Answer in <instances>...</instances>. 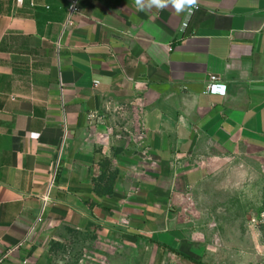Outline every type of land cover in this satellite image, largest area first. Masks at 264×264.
Returning a JSON list of instances; mask_svg holds the SVG:
<instances>
[{
  "label": "crops",
  "instance_id": "crops-1",
  "mask_svg": "<svg viewBox=\"0 0 264 264\" xmlns=\"http://www.w3.org/2000/svg\"><path fill=\"white\" fill-rule=\"evenodd\" d=\"M68 2L0 0V259L24 242L1 264H51L53 241L69 246V228L96 226L95 255L111 258L119 238L181 251L176 230L144 233L152 191L123 177L137 167L178 178L192 155L264 151V0H197L191 15L170 0H81L65 27ZM211 76L225 96L206 92ZM113 113L137 133L121 148L102 132ZM132 143L137 162L123 156ZM106 158L121 178L99 199L92 179Z\"/></svg>",
  "mask_w": 264,
  "mask_h": 264
},
{
  "label": "rangeland",
  "instance_id": "rangeland-1",
  "mask_svg": "<svg viewBox=\"0 0 264 264\" xmlns=\"http://www.w3.org/2000/svg\"><path fill=\"white\" fill-rule=\"evenodd\" d=\"M130 121L127 116L113 113L106 128L102 129L103 135L121 148L117 141L124 142L137 135L135 129L126 127ZM124 147L123 156L129 161L140 160L138 156L131 159L132 153L139 154L136 143ZM179 163L185 173L178 178L151 176L144 179L138 175L136 166L132 175L123 177L127 178L130 188L142 185L152 191V206L147 212L153 215V219L146 223L144 233L149 230L158 233L178 231L182 236V253L202 264H264V151L243 148L236 155L220 159L192 155ZM159 185L166 188L165 193L158 188ZM132 228L131 232L142 239L141 225L136 223ZM84 239L81 236L80 240L71 242L69 253L57 251L50 263L195 264L167 251L160 260L153 238L139 240L136 247L125 245L119 238L111 258L105 251L96 255L90 253L92 242ZM84 249L88 252L84 253Z\"/></svg>",
  "mask_w": 264,
  "mask_h": 264
},
{
  "label": "trees",
  "instance_id": "trees-1",
  "mask_svg": "<svg viewBox=\"0 0 264 264\" xmlns=\"http://www.w3.org/2000/svg\"><path fill=\"white\" fill-rule=\"evenodd\" d=\"M99 166H100L101 174L99 175L98 178L92 179L93 193L99 199L111 198L114 196L115 185L119 181V179L121 178V172L119 169H116L113 167L110 159H108V158L100 161ZM88 204L91 207L97 205V204L93 203L91 200L88 201ZM98 228H99V226H96V228H94L93 231H87L84 234L79 233L78 231L73 230L71 228H69L68 231L71 233V235L75 239H78L79 237L82 236L86 240L95 241V240H97V237H98L97 233H96ZM154 242H155V244L158 245L159 259L162 260L163 254H165V252H166L165 249L167 246H166V244H163V242H161V241L154 240ZM72 243H73V241H72ZM167 249L169 252H171L175 255H178L180 257H183L189 261H192L195 264H202V262H200L199 260L198 261L194 260V258L189 256L188 254L182 253L181 251H179V247L174 248V247L169 246V247H167ZM57 251H60L63 254L69 253L70 246H67L63 243L53 241L51 243L50 252L56 253Z\"/></svg>",
  "mask_w": 264,
  "mask_h": 264
},
{
  "label": "built area",
  "instance_id": "built-area-1",
  "mask_svg": "<svg viewBox=\"0 0 264 264\" xmlns=\"http://www.w3.org/2000/svg\"><path fill=\"white\" fill-rule=\"evenodd\" d=\"M80 1L81 0H69L68 2V15L65 23V27L74 24V18L81 13L80 8ZM32 6H35V3H31ZM49 9V6L46 7ZM198 6L193 7L192 9L188 10V14L191 15L195 10H198ZM186 26V24H184ZM206 92L210 95H218V96H225L227 92V87L225 84L219 82V78L217 76H211L210 82L207 86ZM46 203V202H45ZM24 242H21L16 247L10 249L3 258L0 259V264L3 260L7 259L9 256L17 252L20 248H22Z\"/></svg>",
  "mask_w": 264,
  "mask_h": 264
},
{
  "label": "clouds",
  "instance_id": "clouds-1",
  "mask_svg": "<svg viewBox=\"0 0 264 264\" xmlns=\"http://www.w3.org/2000/svg\"><path fill=\"white\" fill-rule=\"evenodd\" d=\"M170 2L176 6L178 11L184 6V4H187L189 6H195L197 4V0H190V2H187V0H185V2L183 3H180V0H170ZM150 3L163 7L167 3H169V0H150ZM178 3H180L179 7L177 6ZM136 4L138 6H142L143 0H136Z\"/></svg>",
  "mask_w": 264,
  "mask_h": 264
},
{
  "label": "snow or ice",
  "instance_id": "snow-or-ice-1",
  "mask_svg": "<svg viewBox=\"0 0 264 264\" xmlns=\"http://www.w3.org/2000/svg\"><path fill=\"white\" fill-rule=\"evenodd\" d=\"M183 2H185V0H180V3H183ZM187 2H190V0H187ZM180 3L177 4L178 7L180 6Z\"/></svg>",
  "mask_w": 264,
  "mask_h": 264
}]
</instances>
